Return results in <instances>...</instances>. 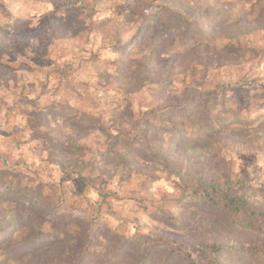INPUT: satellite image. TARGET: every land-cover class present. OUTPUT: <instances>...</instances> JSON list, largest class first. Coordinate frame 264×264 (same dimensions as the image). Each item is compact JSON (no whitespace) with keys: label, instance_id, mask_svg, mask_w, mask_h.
Segmentation results:
<instances>
[{"label":"rangeland","instance_id":"rangeland-1","mask_svg":"<svg viewBox=\"0 0 264 264\" xmlns=\"http://www.w3.org/2000/svg\"><path fill=\"white\" fill-rule=\"evenodd\" d=\"M202 183L264 214V0H0V264H264Z\"/></svg>","mask_w":264,"mask_h":264},{"label":"trees","instance_id":"trees-1","mask_svg":"<svg viewBox=\"0 0 264 264\" xmlns=\"http://www.w3.org/2000/svg\"><path fill=\"white\" fill-rule=\"evenodd\" d=\"M145 2L137 4L136 12L140 15H144L143 9L147 8L144 5ZM196 141L195 136L191 137L189 143L192 144ZM132 144L127 143L128 151H131ZM113 158L118 159V163L123 159V156H118L113 153ZM124 161V160H123ZM3 195V194H2ZM14 195L28 202L32 207H42L45 202V196L39 188L34 190H26L20 186H5L4 196L7 197ZM196 199L201 200L205 204V208L209 211L220 210L226 218V226L223 224L225 219L215 218V224L225 229V232H233L237 239H254L258 237L257 223H260L264 214L258 210L255 203H253L245 194H236L228 190V188H221L216 184L202 183L200 190H198L194 196ZM29 215L34 216V211H31ZM56 217L55 214H51V218ZM2 227L8 231L7 221H3L0 218ZM96 224L95 226H97ZM39 236L37 239H40ZM147 248L143 254L140 264H159L161 251L163 247H159L151 251V246L146 244ZM194 251L186 252L180 248L174 251L172 257L181 258L183 261L186 259L189 262L195 264H225L232 257L233 251H239L237 245L227 246L225 244H200L193 247Z\"/></svg>","mask_w":264,"mask_h":264}]
</instances>
